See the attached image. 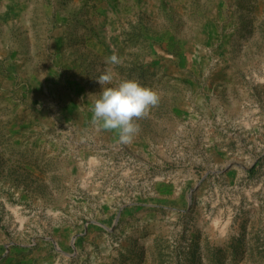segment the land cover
I'll return each instance as SVG.
<instances>
[{"label": "rangeland", "instance_id": "374dc122", "mask_svg": "<svg viewBox=\"0 0 264 264\" xmlns=\"http://www.w3.org/2000/svg\"><path fill=\"white\" fill-rule=\"evenodd\" d=\"M0 264H264V0H0Z\"/></svg>", "mask_w": 264, "mask_h": 264}, {"label": "clouds", "instance_id": "9594fccd", "mask_svg": "<svg viewBox=\"0 0 264 264\" xmlns=\"http://www.w3.org/2000/svg\"><path fill=\"white\" fill-rule=\"evenodd\" d=\"M106 62L114 65L120 60L113 53L106 58ZM95 80L100 90L89 94L94 96L92 122L105 129H115L121 142L131 141L139 131L138 118L159 103L158 92L135 78H122L112 84L111 71L101 73Z\"/></svg>", "mask_w": 264, "mask_h": 264}]
</instances>
